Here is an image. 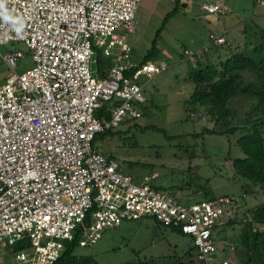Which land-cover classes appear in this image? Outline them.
I'll return each mask as SVG.
<instances>
[{
	"label": "built area",
	"instance_id": "built-area-1",
	"mask_svg": "<svg viewBox=\"0 0 264 264\" xmlns=\"http://www.w3.org/2000/svg\"><path fill=\"white\" fill-rule=\"evenodd\" d=\"M195 1L206 14L227 11ZM139 3L0 0V46L23 43L33 62L17 73L22 53L0 55L12 72L0 85V245L18 246L19 264H55L64 242L89 247L106 229L147 217L189 236L200 264L218 260L216 228L230 218L233 198L181 203L150 184L157 174L137 185L94 147L99 134L141 118V79L161 72L130 56ZM224 43L209 35L183 55L196 68L209 45Z\"/></svg>",
	"mask_w": 264,
	"mask_h": 264
},
{
	"label": "rangeland",
	"instance_id": "rangeland-1",
	"mask_svg": "<svg viewBox=\"0 0 264 264\" xmlns=\"http://www.w3.org/2000/svg\"><path fill=\"white\" fill-rule=\"evenodd\" d=\"M210 1L221 2L227 11L222 16H214L204 13L195 0H181L188 7L183 8L180 3L161 28L165 15L175 8L174 0H140L135 15V33L127 38L130 56L136 62H144L148 52L155 47L154 55L145 62L158 66L161 72L149 81L141 79V83H145L142 89L144 102L139 106L141 118L123 122L99 134L94 147L104 157H112L118 171L137 185L145 177L157 174V179L150 184L172 193L181 203H195L202 199L201 196H192L191 188L181 192L177 190V187L194 180L189 170L197 166V176L202 180L210 179L214 196L227 195L224 197L237 199L227 215L234 218L235 215L244 216L250 207L264 202V196L260 189L255 188L257 195L246 197L243 204L238 199L240 183L237 179L233 180L231 161L223 160L229 151L231 157L240 158L243 154L237 148L229 150L224 138L193 136L201 131V126L211 128L212 123L207 121L203 107L198 106L199 113L190 115L189 119L192 107L187 101L194 92L195 84L190 80L193 68L185 60L183 51L196 52L208 44L209 35L222 34L227 45H209L203 60H198V65L204 59L215 64L236 47L244 49L245 46L262 44L264 5L260 4V0ZM13 51H20L23 56L17 62V73L33 67L31 52L23 43L0 46L1 56ZM11 74L0 58V85ZM231 108L237 111L239 117L249 109V104L234 98ZM192 117L198 118L197 122ZM240 230L239 224L234 228L224 227L223 230V236H227L229 241L232 239L237 249L246 245ZM216 245L221 250L223 244L220 240ZM190 250L195 255L189 236L173 232L154 218L147 217L106 229L94 245L78 247L76 254L91 256L98 264H133L138 260L146 261V264H163L172 262L176 256L186 255ZM15 254L14 248L0 245V264H19L14 259ZM226 255L229 254L217 253L218 257ZM236 257L233 264H239V256Z\"/></svg>",
	"mask_w": 264,
	"mask_h": 264
},
{
	"label": "trees",
	"instance_id": "trees-1",
	"mask_svg": "<svg viewBox=\"0 0 264 264\" xmlns=\"http://www.w3.org/2000/svg\"><path fill=\"white\" fill-rule=\"evenodd\" d=\"M174 2L175 8L165 15L161 28L181 3L180 0H174ZM227 43L225 40L221 46ZM154 50L155 47L148 52L144 62L154 55ZM190 80L195 84V89L187 101L192 107L188 115L189 119L191 120L190 115L199 113L198 106L203 107L207 121L212 123L211 128L201 126V131L193 136L212 135L224 138L228 142L229 150L237 148L243 154L240 158L231 157L229 151L223 159L231 161L235 178L233 180L237 179L240 183L241 193L238 199L243 204L246 197L257 195L255 188L260 189L264 196V39L260 45L245 46L244 49L236 47L226 58L218 60L215 64L204 59L202 64L193 68ZM234 98L242 99L249 104V109L242 116L238 117L237 111L231 108V101ZM192 119L197 122L198 118L192 117ZM232 139H234L233 142ZM105 158L113 160L112 157ZM197 168L195 166L194 169L189 170L194 180L184 184L183 187H177V190L181 192L191 188L192 196H201L202 199L199 202L221 197L213 195L209 185L210 179L202 180L197 176ZM224 196L227 195H222ZM236 201L237 199H234V203ZM238 224L246 240L245 247L240 249L233 246L232 239H230L231 242L227 236H223L224 227L234 228ZM167 228L184 235L176 227ZM215 238L216 242L220 240L223 244L218 252L229 255L226 257L216 255L218 260L212 262L213 264H221L223 260L233 264L236 256H239V264H264V202L250 207L244 216L235 215L234 218H229L223 225L216 228ZM230 247L233 248L230 249ZM77 248L76 241L64 242L61 257L55 264H98L91 256L76 254ZM16 249H19L18 246L15 247ZM197 256L198 252L195 248V255L190 250L186 255L176 256L172 262L170 260L163 264H200ZM133 264H146V261L138 260Z\"/></svg>",
	"mask_w": 264,
	"mask_h": 264
},
{
	"label": "water",
	"instance_id": "water-1",
	"mask_svg": "<svg viewBox=\"0 0 264 264\" xmlns=\"http://www.w3.org/2000/svg\"><path fill=\"white\" fill-rule=\"evenodd\" d=\"M181 7H183V8H187V7H188V4H186V3H182V4H181Z\"/></svg>",
	"mask_w": 264,
	"mask_h": 264
},
{
	"label": "crops",
	"instance_id": "crops-1",
	"mask_svg": "<svg viewBox=\"0 0 264 264\" xmlns=\"http://www.w3.org/2000/svg\"><path fill=\"white\" fill-rule=\"evenodd\" d=\"M181 1V0H180ZM182 3V2H181Z\"/></svg>",
	"mask_w": 264,
	"mask_h": 264
}]
</instances>
